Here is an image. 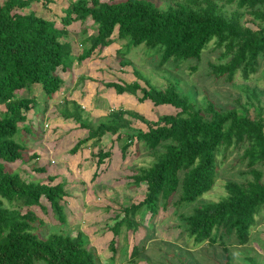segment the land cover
Returning a JSON list of instances; mask_svg holds the SVG:
<instances>
[{
  "label": "trees",
  "instance_id": "obj_1",
  "mask_svg": "<svg viewBox=\"0 0 264 264\" xmlns=\"http://www.w3.org/2000/svg\"><path fill=\"white\" fill-rule=\"evenodd\" d=\"M35 1L0 0V106L4 108L0 116V264H98L81 230L73 235L50 231L45 237L35 232L41 220L30 208L44 209L41 197L48 202L57 223H66L62 205L65 191L63 182H53V175H46V183L26 181L7 166L15 160L26 163L37 158L34 152L26 153L28 147L22 138L21 143L14 138L16 133L20 137L36 134L26 123L25 113L37 108L38 103L32 95L20 93L37 85L45 103L62 82L55 73L57 68L65 71L74 60L99 54L116 41L124 43L114 51L119 64L129 63L124 56L130 48L143 45L146 52L157 57L158 66L168 61L198 60L212 42L220 50V61L209 63V75L225 82L235 75L245 80L255 72L259 57L264 56V0H174L162 6L152 0H69L62 9L60 28L52 20L37 16L33 8L23 11ZM218 1L234 2L261 24L254 29L247 27L237 12H223ZM86 17L93 30L80 43L88 45L73 55L70 44L59 38L65 34L66 25L72 21L79 24ZM132 73L137 80L107 82L104 86L116 94L135 96L139 92L135 96L139 102L149 100L153 106H170L178 111L151 120L132 110L115 109L93 123L74 101H63L59 107L64 119L85 130L84 137L71 147L72 153L87 140L93 139L95 144L109 134L119 142L122 157L131 143L135 154L138 144L152 156L146 166L134 167L129 176L130 185L143 183L145 192L140 201L121 207V217L110 226L113 236L122 226L132 230L143 226L146 214L150 225L158 210L164 209L177 192L175 206L190 209L189 213L178 214L179 226L194 246L213 244L221 235L230 234L239 245L245 244L255 215L264 209V120L259 111L250 117L245 106L222 109L210 100L199 105L171 82L161 89L136 69ZM133 121H140L145 129L133 127ZM235 143L243 145L239 160L249 178L226 181L224 193L217 200H201L215 182L217 153ZM110 154L109 148H98L92 154L96 166ZM29 169L34 174L46 170L33 163ZM113 244L110 239L111 252ZM138 254L134 245L129 259Z\"/></svg>",
  "mask_w": 264,
  "mask_h": 264
},
{
  "label": "rangeland",
  "instance_id": "obj_2",
  "mask_svg": "<svg viewBox=\"0 0 264 264\" xmlns=\"http://www.w3.org/2000/svg\"><path fill=\"white\" fill-rule=\"evenodd\" d=\"M68 1L37 0L23 11L27 12L33 8L37 16L52 20L55 26L60 28L59 20L64 14L62 9ZM152 1L162 6L174 0ZM218 5L223 12H237L241 22L251 29L261 24L258 20L252 19L243 7H237L234 2L218 1ZM83 29L86 30L85 33L82 32ZM92 30L91 20L88 17L79 24L72 21L65 26V34L59 40L68 42L71 53L77 55L81 47L88 45V43L81 44V39ZM123 44V41L113 42L100 54L93 53L84 60H74L67 71L63 72L59 68L55 71L61 81L66 84L64 86L61 82L59 88H70L72 84L80 83L84 85L85 82H88L90 91L94 87V99L80 106L82 115L93 123L102 120L104 112L116 108L130 109L140 114L145 113L141 115L151 120L159 114H174L178 111L170 106L154 107L149 101H137L138 103L134 102V106L129 102L123 104L121 101H116L117 97L114 92L103 84L137 80L132 69H136L140 75L149 78L151 83L161 89L167 83H173L199 105L204 104V100H210L222 109L245 106L250 117H253L257 110L260 113L259 117L264 120V56L259 57L255 72L247 79L244 80L235 75L232 81L225 82L222 78L216 79L209 75V63L220 61V50L214 48L212 42H209L198 60H186L179 63L168 61L162 66L156 64L157 57L150 51L146 52L143 45L130 48L124 56L129 63L119 64V56L117 57L114 51L122 48ZM98 90L105 92H101L104 93L101 95ZM20 94L22 96L32 95L38 103L37 108L33 107L25 113L26 123L36 131V134L29 133V136L21 133L23 136L20 137L16 133L14 138L18 142L23 139L28 147L26 153L30 154L33 151L39 156V161H36L46 165V170L40 174L31 173L29 164L33 162L36 164L35 159L28 160L26 163L15 160L7 166L17 171L26 181L38 180L46 183V175H53V182H63L65 191L62 204L66 217L65 224L57 223L52 216L48 202L43 197L39 199V202L44 209L36 206L30 208L41 220V224H38L35 229L38 236L45 237L50 231L68 232L73 235L77 230H81L86 234L89 246L97 256L98 264H264L263 208L255 215V224L250 228L249 239L245 244L239 245L233 234H230L221 235L220 239L216 238L213 244L204 242L194 246L190 239H186L185 233L181 232L182 228L179 226L178 214L189 213L190 209L188 205V207L179 208L175 206L173 202L177 199V192L164 209L158 210L150 225L147 224L149 216L146 214L142 221L143 226L136 227L134 230L122 226L113 236L110 226L121 217V207L140 201L145 192L143 183L135 187L131 186L129 176L133 173L134 167L146 166L152 160V156L142 150L138 144H135L138 147V152L135 154L134 144L131 143L122 157L118 148L119 142L115 143V138L112 139L107 134L100 138L102 146L98 143V148L113 150L107 164L104 163L97 167L95 160L90 158L91 152L97 151L96 148L90 149L89 153L84 151L74 161V155L67 152L78 136L71 127L74 122L71 120L64 122L59 114L60 106H55L54 100L52 103L49 100L43 103L42 92L37 85L31 86L30 90ZM139 95L140 93L137 92L136 96ZM95 103H98V106L94 105ZM77 104L80 105L79 102ZM68 109H71L69 105ZM3 110V106H0V116ZM137 126L145 129L140 121L137 122ZM68 127H70V132H66ZM66 136H70V139L66 140ZM59 138L61 142L57 145ZM242 146L240 143H235L217 153L215 182L213 187L202 195L201 200H217L224 193L223 183L226 181H243L249 178V175L245 174L246 169L243 162L239 160ZM51 158L53 161L49 162ZM101 167L105 168L102 170ZM94 171L96 174L91 179ZM135 217H138V213ZM110 239L114 241V252L108 248ZM134 245L138 247L139 254L129 259ZM35 264L43 263L36 262Z\"/></svg>",
  "mask_w": 264,
  "mask_h": 264
},
{
  "label": "crops",
  "instance_id": "obj_3",
  "mask_svg": "<svg viewBox=\"0 0 264 264\" xmlns=\"http://www.w3.org/2000/svg\"><path fill=\"white\" fill-rule=\"evenodd\" d=\"M112 44V43H111ZM109 46V45H108ZM107 47V46H106ZM105 48V47H104ZM103 48V49H104ZM102 49V50H103ZM101 53V52H100ZM99 53V54H100ZM86 59V58H85ZM71 67V66H70ZM65 71H67V70H65ZM64 72V71H63ZM79 77H77V79H78ZM63 80V79H62ZM85 81V80H84ZM64 82H62V84H63ZM125 83H129V82H125ZM104 85V84H103ZM63 86V85H62ZM61 86V87H62ZM64 86H66V84L64 83ZM63 86V87H64ZM109 90H111L112 92H114V90L112 89V88H109V87H107ZM98 92H99V94H101V95H103L104 93H101V92H105V91H103V90H98ZM93 93H95V90H94V87L92 88V91H90V86H89V84H88V82H85V84L84 85H82L81 83L80 84H78V85H74V84H72V86L70 87V88H58V90L52 95V97L50 98V99H48L51 103L52 102H54L55 101V103L56 104H54L55 106H60L61 104H62V102L63 101H74L75 103H77V102H79L80 103V106L82 107V105H84V103H87L88 104V101L89 100H91V99H94V94ZM91 94H93V95H91ZM114 94H115V97H117V98H115V100L116 101H121V102H123V104H124V102H129V103H131L133 106L135 105V103H138L137 102V99H136V95L134 96V95H132V94H130V93H127V92H124V93H121V94H116L115 92H114ZM76 98H78V100L76 99ZM54 100V101H53ZM43 101V100H42ZM107 101L109 102V100L107 99ZM144 101H149V100H144ZM111 103L113 102V101H110ZM135 102V103H134ZM150 102V101H149ZM44 103V102H43ZM119 103V102H118ZM151 103V102H150ZM120 104V103H119ZM94 105H96V106H98V103H95ZM160 106H162V105H160ZM124 107L126 108V104L124 105ZM154 107H157V106H154ZM116 109H123V110H130V109H124V108H116ZM110 110H113V109H110ZM132 111H134V110H132ZM109 111H106V112H104V116L108 113ZM136 112V111H135ZM138 113V112H137ZM140 114V113H139ZM141 114H145V113H141ZM63 120H64V122L65 121H68V120H71V119H64L63 118ZM152 120H154V119H152ZM71 122H74V121H72L71 120ZM142 124V123H141ZM133 127H138L137 126V122L135 121V122H133L132 124H131ZM71 127H73V129L72 130H74L75 132H77V133H75L76 135L78 134V136H77V139H75V141L73 142V144L79 139V138H82V137H84V135H85V130L84 129H80V128H78V126H77V124L74 122V124L71 126ZM69 128L70 127H68L67 129H66V132H70V130H69ZM105 135H107V134H105ZM105 135H103V136H105ZM102 136V137H103ZM101 137V138H102ZM109 137H112V139L114 138V136L112 135V136H109ZM65 139L66 140H69L70 139V136H66L65 137ZM92 141H93V139H90V140H87L86 142H84V143H82V144H80L79 146H78V148H77V150L74 152V153H72L71 151H70V149H71V147L73 146V144L67 149V152H69L70 154L72 153L73 155H74V161L75 160H77V158L80 156V154L81 153H83L84 151H87L88 153L90 152V149H94V148H96V149H98V143H100L101 144V146H102V143H101V140H99V142L98 143H92ZM61 142V140H60V138L58 139V141L56 142V144L58 145L59 143ZM116 143V142H115ZM111 151V154H112V152H113V150H110ZM33 152V151H32ZM95 152H96V150H95ZM94 151H92L91 152V156H90V158L91 159H94V160H96V158L94 157V156H92V154L93 153H95ZM110 154V155H111ZM35 159V161L37 160V161H39V159H40V157L39 156H37V158H34ZM32 160V159H31ZM109 160H110V157L109 158H107V160L105 161V162H102L99 166H101V165H103L104 163H108L109 162ZM36 161V164L33 162V164H35L36 166H44L45 168H46V165H42V164H40V163H38ZM53 161V159L51 158L50 160H49V162H52ZM94 163H95V161H94ZM96 165V164H95ZM94 168H96V166L94 167ZM105 167H101L100 169H104Z\"/></svg>",
  "mask_w": 264,
  "mask_h": 264
}]
</instances>
